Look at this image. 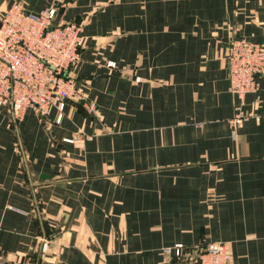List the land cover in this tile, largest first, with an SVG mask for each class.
<instances>
[{
  "label": "crops",
  "instance_id": "crops-1",
  "mask_svg": "<svg viewBox=\"0 0 264 264\" xmlns=\"http://www.w3.org/2000/svg\"><path fill=\"white\" fill-rule=\"evenodd\" d=\"M13 2L81 21L70 76L95 113L0 106L7 264H189L210 241L264 264V76L232 129L226 60L232 37L264 48V0H0V17Z\"/></svg>",
  "mask_w": 264,
  "mask_h": 264
},
{
  "label": "built area",
  "instance_id": "built-area-1",
  "mask_svg": "<svg viewBox=\"0 0 264 264\" xmlns=\"http://www.w3.org/2000/svg\"><path fill=\"white\" fill-rule=\"evenodd\" d=\"M55 15V5L30 13L13 2L0 17V106L9 108L16 121L27 110L46 118L55 109V122L59 123L70 101L81 102L88 113H95V105L86 101L75 78L70 76L80 60L81 21L54 23ZM226 60L229 92L236 99L228 124L235 129L249 116L244 109L246 95L258 91L259 79L264 76V48L245 38L232 37L228 40ZM79 139L75 136L72 140ZM46 248L44 241L41 252ZM182 250L183 246L176 244L167 252L181 258ZM0 264H7L1 251ZM189 264L234 262L223 242L210 241Z\"/></svg>",
  "mask_w": 264,
  "mask_h": 264
},
{
  "label": "rangeland",
  "instance_id": "rangeland-1",
  "mask_svg": "<svg viewBox=\"0 0 264 264\" xmlns=\"http://www.w3.org/2000/svg\"><path fill=\"white\" fill-rule=\"evenodd\" d=\"M70 102H73V101H70ZM74 103H75V104L78 103V104H80L81 106H83V104H82L81 102H75V101H74Z\"/></svg>",
  "mask_w": 264,
  "mask_h": 264
}]
</instances>
